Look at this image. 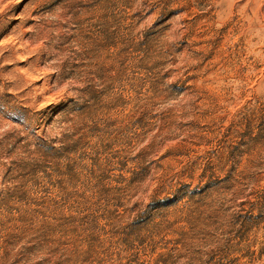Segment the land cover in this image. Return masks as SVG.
<instances>
[{"label":"rangeland","instance_id":"374dc122","mask_svg":"<svg viewBox=\"0 0 264 264\" xmlns=\"http://www.w3.org/2000/svg\"><path fill=\"white\" fill-rule=\"evenodd\" d=\"M0 264H264V0H0Z\"/></svg>","mask_w":264,"mask_h":264}]
</instances>
